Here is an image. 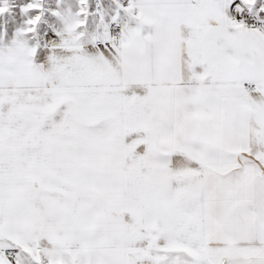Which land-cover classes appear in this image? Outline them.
<instances>
[{
    "label": "snow or ice",
    "instance_id": "obj_1",
    "mask_svg": "<svg viewBox=\"0 0 264 264\" xmlns=\"http://www.w3.org/2000/svg\"><path fill=\"white\" fill-rule=\"evenodd\" d=\"M0 264H264V0H0Z\"/></svg>",
    "mask_w": 264,
    "mask_h": 264
}]
</instances>
